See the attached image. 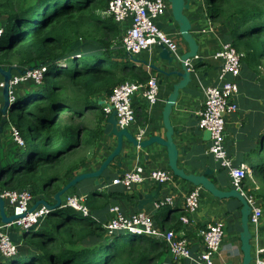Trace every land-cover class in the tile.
Listing matches in <instances>:
<instances>
[{
  "label": "trees",
  "instance_id": "trees-1",
  "mask_svg": "<svg viewBox=\"0 0 264 264\" xmlns=\"http://www.w3.org/2000/svg\"><path fill=\"white\" fill-rule=\"evenodd\" d=\"M206 1L215 25L232 24V44L244 53L242 62L252 69L261 66L264 0ZM108 3L0 0V14L5 16L0 65L14 70L47 65L42 83H23L10 101L8 117L24 145L15 140L2 148L0 191L28 187L36 201L41 191L59 190L103 131L107 113L99 100L124 80L150 77L131 62L133 55L116 45L122 30L112 15H102ZM254 150L258 156L250 163L252 178L246 180L264 204V129ZM61 210L50 209L36 228L25 231L15 255L0 251V264H156L168 250L153 235L125 230L108 234L104 220L91 209L87 214Z\"/></svg>",
  "mask_w": 264,
  "mask_h": 264
},
{
  "label": "crops",
  "instance_id": "crops-1",
  "mask_svg": "<svg viewBox=\"0 0 264 264\" xmlns=\"http://www.w3.org/2000/svg\"><path fill=\"white\" fill-rule=\"evenodd\" d=\"M207 6L206 0H194L189 8L184 9L192 23L191 32L197 39L199 45L197 54L200 58L199 56L193 58L196 66L190 70L192 78L184 87L180 88L176 103L170 113V120L174 128V140L179 149V166L184 168L187 173L203 174L208 171V177L211 180L220 188L228 189L232 188L231 177L227 169L222 167L209 151L208 147L211 141L206 130L198 126L197 111L203 104L205 88L220 81L217 76L223 58H218L215 54L223 48L226 42H232L234 36L231 30L232 24L215 25L212 22ZM4 20L5 16L0 14V27ZM159 21L162 22L166 31L180 41V54L189 50L188 42L179 31V23L173 17L170 2L169 8L159 18ZM127 25L128 22L119 23L120 30L123 31ZM116 45L122 47L121 40ZM162 50L161 46L154 45L151 48L143 49L132 57L133 64L146 69L150 75H155L160 85L159 98L153 106L147 107L146 99L141 92L135 94L133 98L136 120L129 125V128L136 133L139 127L147 126L145 137H149L151 134L166 137L167 128L164 123L163 110L169 95L173 91L174 84L182 77L178 73H168L175 68L180 69V65L177 67L173 65L174 60L171 61L168 56H164ZM262 69L264 67L261 66L252 69L250 65L242 62L241 73L235 78L239 84V91L233 100L237 102L238 108L226 116L225 137L228 151L236 165L246 164L250 166V163L258 156L254 149L259 146L260 134L264 129V70ZM3 102V90L0 88L1 107ZM8 121L10 124L4 123L3 128L6 127L11 131L12 122L10 118ZM107 124L106 118L99 138L86 149L87 159L74 171L70 178L76 173L99 168L102 161L116 147V135L105 131ZM7 135L2 132L1 137L4 138ZM122 149L104 169L101 178L94 176L84 178L81 182L84 181L85 184L79 186L80 182L76 183L69 189L68 193L84 196V203L88 206L89 211L91 209L96 218L106 221L111 216L109 211L111 204L118 203L125 213H132L140 209V194L153 192L156 197L144 203L143 209L152 213L156 226L163 229H173L177 236L186 238L192 253L189 258L175 259L168 248L156 261V264H202L200 253L204 249V243L202 242L201 229L218 218L222 219L225 234L220 255L216 257L215 264L228 262L242 264L244 256L240 236L242 231V204L237 197H217L201 186L200 205L194 212L188 214L189 222H185L180 219L186 212L185 195L196 186L191 180L173 173L172 179L167 182L158 183L147 178L142 183L134 184L130 188L112 182L114 177L132 168L136 163L143 164L147 170L159 167L172 172L173 170L169 165L168 148L158 143L146 147L135 146L127 138H124ZM249 178L252 177H248L247 180ZM101 179L103 180L100 181ZM247 180L245 179L244 183ZM67 181L62 183L60 188ZM248 186L251 187L249 182ZM54 193V191L49 194L44 192L37 195L36 200L44 198L53 202L54 198L51 196ZM165 196H172L173 201L159 206V202ZM7 204L6 202L5 211L10 215L13 213V209L11 205L8 204V206ZM3 222L0 211V223ZM249 223L252 231L250 241L252 242L253 258L251 264H254L257 247L264 246V213L257 226L251 223L250 219ZM11 232L14 234L16 242L22 240L19 235L17 236L15 229L11 228Z\"/></svg>",
  "mask_w": 264,
  "mask_h": 264
},
{
  "label": "built area",
  "instance_id": "built-area-1",
  "mask_svg": "<svg viewBox=\"0 0 264 264\" xmlns=\"http://www.w3.org/2000/svg\"><path fill=\"white\" fill-rule=\"evenodd\" d=\"M168 8L169 0H109L103 14L112 15L118 23L125 24L128 22L126 28L121 31V42L123 49L131 55L137 54L145 48L164 44L174 56L180 58V41L166 31L163 26L159 27L158 25L159 18L166 13ZM3 32V27H0V36L3 35ZM243 55L244 53L238 50L232 42H226L223 48L216 52V57L223 58L217 76L220 81L205 88V98L197 111V115L198 126L211 132L209 151L229 172L232 186L239 189L247 198L252 206L249 214L250 222L257 226L263 216L264 206L260 199L253 194L252 187L246 186L244 183V180L252 174V168L246 164L236 165L234 163V159L228 151L225 137L226 116L238 108L233 97L239 91V84L235 78L241 73ZM193 58L186 60L189 70L196 66ZM46 70L47 65L44 63L14 70L9 79L10 101L16 97L17 88L23 83H42ZM228 75L231 76L227 77ZM4 85L5 80L2 76L0 88H3ZM159 89V81L155 75H150L145 81L124 80L113 87L112 92L104 98L105 101L101 104L107 116L112 112L110 105H113L120 127H130L129 125L136 120V110L133 105L134 95L141 92L146 99L147 107H150L158 101ZM146 127H139L135 133L138 140L145 137ZM11 134L19 145H24V139L17 126L11 125ZM172 177L173 172L168 169L158 167L147 170L143 164L136 163L132 168L114 177L112 182L130 188L134 184L142 183L147 178L163 183L171 180ZM67 193H65L61 206H70L82 213H89V208L84 203V196ZM200 194V185H196L186 193V212L180 219L189 222L188 214L194 212L200 205ZM0 195L12 206L13 213L17 215L13 220L0 224V251L4 255L12 256L17 253L18 247L16 240L11 238V228L15 229L20 237L23 233L18 231L19 229L26 231L32 226L37 227L50 212V208L44 204H39L31 209L35 203V197L33 191L28 187L3 189L0 191ZM172 201V196H165L158 205H166ZM109 211L111 216L103 223L108 234L125 230L138 235H153L166 243L175 259L191 257V248L187 239L177 236L173 229H163L156 226L151 212L142 208L132 213H125L118 203L111 204ZM224 234V221L219 218L201 229L202 242L204 243V249L200 253L202 264H215L216 257L220 255ZM226 264L234 263L228 262ZM254 264H264V246L257 247Z\"/></svg>",
  "mask_w": 264,
  "mask_h": 264
},
{
  "label": "water",
  "instance_id": "water-1",
  "mask_svg": "<svg viewBox=\"0 0 264 264\" xmlns=\"http://www.w3.org/2000/svg\"><path fill=\"white\" fill-rule=\"evenodd\" d=\"M194 0H169L171 10L173 17L178 21L179 23V31L183 38L188 42L189 50L181 54V57L178 58L172 54V52L164 45L159 44L163 48L162 54L164 56H168L171 61L174 60L173 65L176 67L180 65L179 68H175L174 70H171L168 73H178L182 77L181 79L174 84L173 91L169 95L164 110H163V116H164V123L167 128L166 131V137H163L159 134H151L149 137H144L141 140H138L136 138V134L130 130L129 127H120L118 124V119L116 116V110L113 109V105H110L112 108V112L109 113L107 116L108 124L106 125L105 131H108L109 134H115L117 138V145L113 151L102 161V164L99 166V168L90 170V171H82L79 173H76L74 176H72L67 183L61 187L59 190H57L54 194V201L49 202L48 200L44 198L37 199L35 203L31 206V209H34L39 204H44L50 209H56L60 207L61 202L64 200V194L69 191V189L74 186L76 183L81 181L84 178L87 177H102V172L104 169L109 165V163L113 160V158L123 150V140L124 138H127L129 142H131L135 146H141L146 147L148 145H151L153 143H158L161 145L166 146L168 157H169V165L172 172L174 174H177L179 176H182L186 179L191 180L195 185H200L205 187L207 190H209L212 195L217 197H237L241 201V223H242V231L240 233L241 241H242V250L244 252L243 256V262L242 264H251V260L253 258L252 255V242L250 241L252 238V231L249 223V214L252 209V206L248 202L247 198L245 197L242 192L233 187L228 189L220 188L213 180H211L208 177V171L204 172L203 174H195V173H187L185 172L184 168L180 167L178 164V156H179V149L177 146V143L174 140V128L173 125H171L170 120V113L172 110V107L176 103L180 88L184 87L186 83L192 78L190 76V70L188 69L186 65V60L188 58L198 57V48L199 45L197 43V39L194 36V34L191 32L192 23L190 21V18L188 17L187 13L184 11V9L189 8L191 2ZM159 27H162V22L158 21ZM200 58V56H199ZM0 73L4 77L5 85L3 86V97L4 102L1 107L2 113H3V120L1 121V128L4 125V120L7 119V113L10 103V97H9V79L13 73L12 66L10 67H3L0 65ZM104 99L99 100V104L101 102H104ZM208 135V138L211 137V132L208 129H205ZM101 179L100 181H102ZM155 196L153 192L146 193V194H140V200H139V208H143V204L146 202L151 201ZM5 199L0 195V211L2 215V220L4 222H9L17 217L16 214H7L5 211ZM36 228L35 226H32L31 228L26 229V232L30 231L31 229ZM11 238L13 240H16L14 238V234L10 232ZM18 236V235H17ZM10 256V255H5Z\"/></svg>",
  "mask_w": 264,
  "mask_h": 264
},
{
  "label": "rangeland",
  "instance_id": "rangeland-1",
  "mask_svg": "<svg viewBox=\"0 0 264 264\" xmlns=\"http://www.w3.org/2000/svg\"><path fill=\"white\" fill-rule=\"evenodd\" d=\"M102 15H106V14H103V12H102ZM165 28V27H164ZM166 29V28H165ZM131 62L133 63V59H131ZM261 67H264V60L262 61V63H261ZM262 70H264V69H262ZM8 116H7V119L6 120H4V123L5 124H10L9 123V121H8ZM88 121H89V123L90 124H92V120H91V118L90 119H88ZM11 125H14V124H11ZM6 126V125H5ZM1 132H4V133H6V134H8L7 136H6V138H0V153L2 154V151H3V149L2 148H4V147H6L7 145H9V146H11L12 144H15L16 142H14L15 141V139L13 138V136H12V134H11V131L10 130H8V128H1V131H0V133ZM2 134V133H1ZM1 134H0V136H1ZM7 138H8V140H7ZM23 146V145H22ZM2 157V156H1ZM80 182V183H79ZM78 183H79V186L81 185V184H85L84 183V181L83 182H81V181H79ZM251 185V184H250ZM252 186V185H251ZM45 191H41L39 194H43ZM67 193V192H66ZM55 194V193H54ZM54 194H53V196H51L52 198L54 197ZM65 195V194H64ZM63 195V196H64ZM8 205V204H7ZM9 206V205H8ZM60 208L62 209L61 211L62 212H66V211H74L75 209L73 208V207H70V206H60ZM58 210H60V209H58ZM60 211V212H61ZM3 223H6V222H3ZM1 224V223H0ZM18 231H21L23 234L20 236V238H22L23 237V235H24V231L25 230H23V229H19Z\"/></svg>",
  "mask_w": 264,
  "mask_h": 264
},
{
  "label": "clouds",
  "instance_id": "clouds-1",
  "mask_svg": "<svg viewBox=\"0 0 264 264\" xmlns=\"http://www.w3.org/2000/svg\"><path fill=\"white\" fill-rule=\"evenodd\" d=\"M3 29H4V28H3ZM250 167H251V166H250ZM251 175H252V174H251ZM251 175H250V176H251ZM76 211H77V210H76Z\"/></svg>",
  "mask_w": 264,
  "mask_h": 264
},
{
  "label": "bare ground",
  "instance_id": "bare-ground-1",
  "mask_svg": "<svg viewBox=\"0 0 264 264\" xmlns=\"http://www.w3.org/2000/svg\"><path fill=\"white\" fill-rule=\"evenodd\" d=\"M59 208V207H58ZM74 208V207H73ZM75 209V208H74Z\"/></svg>",
  "mask_w": 264,
  "mask_h": 264
}]
</instances>
